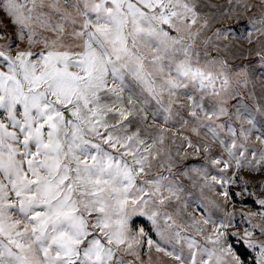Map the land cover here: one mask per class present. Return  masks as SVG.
<instances>
[{
  "label": "snow or ice",
  "instance_id": "1",
  "mask_svg": "<svg viewBox=\"0 0 264 264\" xmlns=\"http://www.w3.org/2000/svg\"><path fill=\"white\" fill-rule=\"evenodd\" d=\"M0 264H264V0H0Z\"/></svg>",
  "mask_w": 264,
  "mask_h": 264
},
{
  "label": "rangeland",
  "instance_id": "2",
  "mask_svg": "<svg viewBox=\"0 0 264 264\" xmlns=\"http://www.w3.org/2000/svg\"><path fill=\"white\" fill-rule=\"evenodd\" d=\"M214 3H219V4H224L226 5L227 4V0H213ZM243 43V42H241Z\"/></svg>",
  "mask_w": 264,
  "mask_h": 264
}]
</instances>
